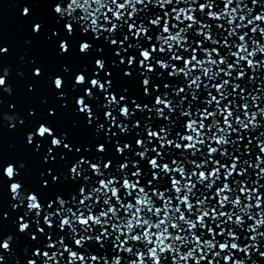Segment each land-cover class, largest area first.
Instances as JSON below:
<instances>
[{
  "label": "snow or ice",
  "instance_id": "6c2138e0",
  "mask_svg": "<svg viewBox=\"0 0 264 264\" xmlns=\"http://www.w3.org/2000/svg\"><path fill=\"white\" fill-rule=\"evenodd\" d=\"M54 11L68 36L79 35V53H101L92 76L82 70L74 80L89 85L75 104L102 132L94 147L104 155L81 154L66 174L49 167L39 190L22 182L23 161L0 155V192L7 181L13 224L28 241L24 264H258L251 253L264 259V0H55ZM59 50L69 52L66 39ZM120 65L148 102L127 89L116 95L99 78ZM52 82L63 89L60 76ZM93 89L104 97L103 121L89 103L98 99ZM35 136L51 137L45 161L67 155L53 148L72 151L44 123L27 133L28 144ZM109 144L115 156L105 158ZM65 183L70 191L48 194ZM6 218L0 207V230ZM12 240L0 231L4 252Z\"/></svg>",
  "mask_w": 264,
  "mask_h": 264
},
{
  "label": "water",
  "instance_id": "95a60500",
  "mask_svg": "<svg viewBox=\"0 0 264 264\" xmlns=\"http://www.w3.org/2000/svg\"><path fill=\"white\" fill-rule=\"evenodd\" d=\"M54 3L55 0H0V47L7 49V52L0 53V69H7L6 84L0 86V155L5 160L23 161L26 172L21 173L22 182L37 190L40 189V173L45 172L49 167L53 169V173L66 174L74 159L81 154L88 159L104 155L96 152L94 147L96 143L103 141L102 132L95 133L92 126L86 125L84 114L77 111L75 104L76 97L83 95V87L89 85H76L74 80L75 75L82 70L84 75L91 77L92 69L95 67L94 59L101 53L96 52L95 49L88 56L79 53L80 37L68 36L63 29L64 20L58 19L54 11ZM24 7L29 8L28 15L22 14ZM36 23L41 25L39 32H34L32 29ZM53 31L57 34L53 35ZM61 39L68 41L70 45L68 53L60 52ZM102 55L106 62L113 59L107 46L104 47ZM36 67L41 69L39 76L33 74V69ZM65 67L68 71L63 70ZM124 67L125 65H120L118 68H110L112 72L110 77H105L101 71L99 78L110 79L112 85L109 91H114L116 95L122 94V89H127L128 91L123 94L136 98L138 102H148V97L143 95L135 74L132 78L123 76L121 70ZM85 68L87 70H84ZM0 75H4L3 71H0ZM56 76H60L64 81L61 90L56 89L52 82ZM60 91L64 92L63 97L58 95ZM93 91L97 93L98 99L90 100L89 103L93 112L100 114V120L103 121L104 109L98 105L103 103L104 97L96 89ZM85 99L88 100L87 97ZM49 109L53 114L49 113ZM142 115L136 113L138 117ZM41 123L51 127L58 138L64 136L65 142L72 145L71 152L62 146L53 148V154L67 153L63 160L59 155L56 156L55 161L44 160L47 148L52 147L50 136L44 138L35 136L33 143L28 144L27 133L30 131L34 133ZM112 130L118 133V129ZM136 131L138 130L127 136L133 145ZM37 142L40 144L39 148H36ZM85 146L89 151H84ZM77 147L81 148L80 153L75 151ZM108 147L110 152L105 158L115 156L114 145L109 144ZM83 167L86 168L87 165ZM7 183L6 181L0 192V207L8 212V218L3 221L0 231L3 235H13V240L11 253L2 249L0 253L5 257L3 264H16L17 261L19 264H24L23 250L28 241L13 224L17 213L10 207V203L14 201L11 200ZM261 183H264V180ZM49 184L51 185L50 180ZM70 190L71 183H65L54 188L53 193H48L45 189L44 193L40 194H54L57 191L66 193ZM251 256L258 264H264V259L255 252H252Z\"/></svg>",
  "mask_w": 264,
  "mask_h": 264
},
{
  "label": "clouds",
  "instance_id": "9594fccd",
  "mask_svg": "<svg viewBox=\"0 0 264 264\" xmlns=\"http://www.w3.org/2000/svg\"><path fill=\"white\" fill-rule=\"evenodd\" d=\"M27 9H28L27 7H24L23 11H22V14H26L27 13ZM6 74H7V69H6Z\"/></svg>",
  "mask_w": 264,
  "mask_h": 264
}]
</instances>
